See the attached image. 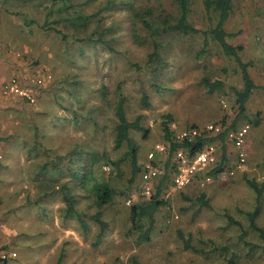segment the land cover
I'll use <instances>...</instances> for the list:
<instances>
[{"label": "rangeland", "instance_id": "1", "mask_svg": "<svg viewBox=\"0 0 264 264\" xmlns=\"http://www.w3.org/2000/svg\"><path fill=\"white\" fill-rule=\"evenodd\" d=\"M231 4L225 28L233 34L227 41L241 44L251 78L264 86V0ZM164 12L175 19L176 0H0V225L7 226L0 231V247L17 239L29 247L17 252L14 264H225L222 252L208 251L222 245L236 253V264H264V254L249 253L224 216L247 225L244 211L252 210L257 197L249 179L263 184L257 222L264 220V89L253 91L245 116L238 117L232 89L242 85L234 60L211 40L201 53L202 35H152L146 22L157 25ZM188 19L201 29L216 22L204 0H189ZM12 80L23 94L5 89ZM205 80L221 81L223 88L210 91ZM120 99L126 118L138 117L147 129L146 135L130 130L142 166L163 144L164 126L180 129L224 118L250 128L244 167L215 178L206 205L189 190L162 188L159 198L166 203L154 215L147 242L128 234L129 207L146 198L138 175L129 182L126 146L114 145ZM26 147H34V156L23 172L24 157L11 155ZM222 147L227 167L234 165L238 149L229 141ZM33 170L31 183L25 173L31 178ZM100 183L115 195L100 209L106 228L96 241L99 228L90 217ZM63 194L72 195L84 228L76 215L63 216ZM24 199L44 207L34 208L33 218L16 219ZM29 224L32 236L10 234ZM178 231L201 250L185 249ZM249 236L258 239L251 229Z\"/></svg>", "mask_w": 264, "mask_h": 264}, {"label": "trees", "instance_id": "2", "mask_svg": "<svg viewBox=\"0 0 264 264\" xmlns=\"http://www.w3.org/2000/svg\"><path fill=\"white\" fill-rule=\"evenodd\" d=\"M176 2L178 5L179 14L175 19L172 18L169 13L164 12L162 18L160 19L157 25L152 26L151 24H148L146 22V25L150 29L151 34L156 35L159 32L166 33L169 31H176L182 34L202 35V43L200 49L201 53L207 52L209 48L210 40L216 42L220 46L222 52L234 60L235 65L239 71L242 86L240 89L233 88L232 91L235 97V104L237 105V113H238L237 116L244 117L246 110V103L249 97L251 96L254 90L264 89V86L257 85L251 78L250 73L248 71V68L251 65V61H244L241 58L240 56V52L242 51L241 44H232L227 41V37L233 34L227 32L225 28V23L227 22L231 14V8H232L231 0H204V6L207 12L214 13L216 16L215 24L209 26L206 29H201L199 27H196L189 22L188 19L189 0H176ZM153 48L154 50L148 55L149 56L148 59L150 60L153 59V57H155L156 55L155 48H157V44H154ZM204 84L210 89V91L221 90L223 88V83L221 81L210 82L208 80H205ZM114 113L117 118V124L115 126V135L113 141L116 148H119L121 146H126L127 148L126 155L130 158V162H131V177L129 179V182L130 183L133 182V180H135V176L138 175L141 183L144 184L142 179V172L144 165L143 166L138 165L137 163L138 146L135 140L131 137L130 130L134 129L136 131L141 132L143 135H146L147 129L143 128L139 124L138 117L133 121H129L126 118L122 99H120L117 102L114 109ZM214 121L222 122L225 128L222 133H220L217 136L202 135L200 137H196L193 141L190 142L188 141L181 142L175 139V132L179 129H174V128L171 129L169 126L163 127L164 130L163 143L167 145V150L165 153H163V155H158L157 160L153 162V164L156 166H162L160 168V173L158 174L157 177H155L151 181L152 191L150 195L144 194V189L142 184L140 186L141 194L146 199H142L141 202L132 203V205H130L129 207L128 220L130 222V228L128 229V234H130L131 232H133L134 234L136 233L135 240L137 242H147L150 240L151 231L154 226V215L157 212V210L160 208V206L166 203L165 200L159 198L160 192L162 191L163 187L167 185L169 186L172 185L173 175L174 173L177 172L176 162L174 159L175 152L177 150L181 149L183 151H189L192 154L195 153L198 149H200L203 146V144H205L208 141L214 142V144L217 146V153L219 159L218 163L208 166L206 169V174L212 177V181L208 183L205 187H200L198 186L197 183H194L186 187L176 188L179 189L181 192H187V190H189L193 193L198 194V196L196 197L197 201L205 205L207 204V202L204 197L207 196V193L210 189V185L214 182L215 178L224 174L227 169L233 168L236 162H238L239 155L236 157L237 160L234 163V165L227 167L229 158L225 155V150L222 147V145H224V143L228 141V140H224L225 131L228 128L239 127V126H235L236 120L232 121L231 123L232 125L227 124L224 118ZM192 126L199 127L201 126V124L185 125V127H192ZM247 138H248V133L245 138V144ZM26 149L28 156H34V147L32 148L26 147ZM238 151L240 150L238 149ZM1 157L3 156L0 154V158ZM43 168L46 167L43 166ZM25 171H28V169L24 170L23 172ZM237 171L238 170H236V172ZM25 175L27 176V181L34 183V170L32 171V176H31L32 179L29 177V172L25 173ZM245 181L248 187L252 189L257 195L256 203L254 204L252 210L244 211L245 219L247 220V225H245L241 219H236L229 213H226L224 216L226 217L228 223L235 225V227H237L238 239L247 246L249 253L256 251L264 254V220L262 224H258L257 222V218L261 213V208H262L260 201L262 197L263 184L260 185L257 181L255 182L249 179H245ZM95 190L96 193H95L94 203L97 207V211L90 217V219L93 220L99 228V232L96 235V241H97L103 236L102 234L104 233V230L106 228V222L101 218L102 213L100 209L104 205L109 204L112 201L115 195V191L107 183H100L99 185L96 186ZM62 197H63V201L65 202V206L63 209L64 210L63 216L71 217L76 215L77 216L76 219L78 220L80 226L84 228L85 226H84L82 213L76 212L72 195L63 194ZM23 205H24L23 208L34 207V205L36 206L34 207L36 209L44 207V205H42L40 201H36L34 204L33 200L32 201L28 200L24 202ZM38 212H40V210H38ZM250 229L253 233H255L258 239L249 236ZM25 235L29 237L28 234ZM177 235L182 241V245L185 249H190L193 251L201 250L196 248L194 245H192L189 238H186L180 231L177 232ZM22 243L23 241L17 239L13 243L4 244L3 248L0 247V249H2L6 254V257L2 258L1 257L2 251L0 252L1 262L3 264L13 262L14 264L15 260L18 259L17 252L19 253V251L22 250L23 248H29V247H22ZM208 251H212V252L220 251L222 252V254L226 256L225 264H236L235 261L236 253L233 251H230V253H228L229 248L225 245H222L220 247L211 246L208 249ZM11 252H15L16 256L15 257L9 256V253Z\"/></svg>", "mask_w": 264, "mask_h": 264}, {"label": "built area", "instance_id": "3", "mask_svg": "<svg viewBox=\"0 0 264 264\" xmlns=\"http://www.w3.org/2000/svg\"><path fill=\"white\" fill-rule=\"evenodd\" d=\"M13 80L9 84L5 85V89L11 91H20L17 85L13 84ZM19 90V91H18ZM224 125L220 121L206 122L199 127H185L175 132V139L178 141H193L196 137L202 135L217 136L224 131ZM249 126L242 125L237 128H228L225 131L224 138L232 142L236 148L240 151L238 153V162H236L233 168H229L224 174L233 175L236 170H240L245 165V153L243 151L245 145V138L248 133ZM167 150V145L157 144L153 150L147 154V161L144 164L142 179L144 194L150 195L152 185L151 181L158 176L160 168L162 166H156L153 164L157 160L158 155H163ZM175 162L177 172L173 175L172 186L174 188H182L191 184L197 183L200 187H205L212 181V177L206 174L208 166L218 163L217 146L214 142H206L203 146L198 149L195 153L189 151H183L181 149L175 152ZM8 256V255H7ZM9 256L15 257L16 253L11 252ZM2 258L6 257L5 253H2Z\"/></svg>", "mask_w": 264, "mask_h": 264}, {"label": "crops", "instance_id": "4", "mask_svg": "<svg viewBox=\"0 0 264 264\" xmlns=\"http://www.w3.org/2000/svg\"><path fill=\"white\" fill-rule=\"evenodd\" d=\"M13 152H15V153H13ZM13 152H12L13 155H11V156H15V154H17V155H22L24 157V162L22 163L21 166L23 167V170H27L28 167L30 166L31 160H32V157L28 156V154H27V149L26 148H20V149H16ZM23 201L26 202L25 199ZM27 209H29V210H27ZM16 212H17L16 215L18 217L16 219L25 220L26 218L29 217V214H30V217L31 216H32V218L34 217V207L24 208V209L16 211ZM6 228H7V226L5 224H1L0 225V231L1 232L5 231ZM20 229H21L20 232L10 233V234H17V236H26L25 234H28V235L32 236V234H34V228H33V226L31 224L26 225V226H24L23 228H20ZM0 264H3V263L0 262ZM7 264H13V262H11V263L9 262Z\"/></svg>", "mask_w": 264, "mask_h": 264}]
</instances>
